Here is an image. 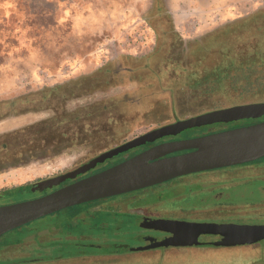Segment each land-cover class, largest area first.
<instances>
[{"label": "rangeland", "instance_id": "374dc122", "mask_svg": "<svg viewBox=\"0 0 264 264\" xmlns=\"http://www.w3.org/2000/svg\"><path fill=\"white\" fill-rule=\"evenodd\" d=\"M240 57L250 60L237 65L264 64V0H0V120L12 116L0 121V133L43 122L42 129L16 140L17 149H31L52 142L61 128L70 136L77 126L140 120L153 126L174 119L175 112L185 117L264 100V83L254 87L258 94L245 97L227 86L222 94L183 89L190 84L181 78L183 69L223 72ZM57 164L14 173L7 183L47 176L58 171ZM84 211L74 206L31 222L38 226L25 236L41 228L46 233V246L35 254L14 242L22 230L0 237V264H186L182 257L207 261L210 254L231 256L221 264H264V241L257 248L168 254L97 249L82 237L97 235L96 225L114 218L94 212L79 220Z\"/></svg>", "mask_w": 264, "mask_h": 264}, {"label": "flooded vegetation", "instance_id": "af4514ba", "mask_svg": "<svg viewBox=\"0 0 264 264\" xmlns=\"http://www.w3.org/2000/svg\"><path fill=\"white\" fill-rule=\"evenodd\" d=\"M254 103H264V100L216 105L206 111L185 117H181L178 112H175L172 114L174 119L162 121L153 126H144L142 120L133 121L132 125L120 127L95 126L87 128L77 126L70 136H66L63 132L65 128H61V132L52 138V142L48 141L50 143L47 142L45 145L42 144L40 147L36 146L31 149H17L16 140H20L22 136L26 135L24 133H29L35 127L42 129L43 122L0 133V183H2L0 184V206L44 196L65 185L90 177L148 152L154 157L149 160L150 163L192 153L196 151L195 148L180 149L165 155H157L154 149L263 122L264 116L187 128L170 134L158 133L157 130L177 121L208 112ZM9 117H12L11 114H8L5 119ZM176 148L178 147L169 149ZM111 152H113L111 155L104 156ZM92 161H97L94 164L95 167L83 171L82 168ZM48 163H58L60 168H56L57 172L47 176L27 178L20 183H7L14 173L27 171L33 166H45ZM74 173L73 179L69 178L61 182L52 190L44 193H36L32 190L37 183L43 180L66 175L73 176ZM77 206L85 207L79 220L87 221L94 212L112 214L114 219L111 222H101L95 228L122 233L115 241L104 240L100 243L101 245L122 246L131 241L143 248L138 251H154L165 254L176 251L228 250L240 246L257 248L264 240L253 244L222 245L220 243L226 240L225 236L214 233L200 234L197 237L198 243H196L195 234L191 230H178V226L180 224L264 226V156L238 164L182 174L136 191ZM158 220L174 223L173 230L151 228V222ZM173 238L179 245L156 246L163 240ZM165 254L163 256H166ZM168 256L170 258L172 255ZM230 257L222 259L219 255L210 254L208 262L200 260L199 255L181 259L186 264H221L224 259Z\"/></svg>", "mask_w": 264, "mask_h": 264}, {"label": "water", "instance_id": "95a60500", "mask_svg": "<svg viewBox=\"0 0 264 264\" xmlns=\"http://www.w3.org/2000/svg\"><path fill=\"white\" fill-rule=\"evenodd\" d=\"M262 116H264V103L239 105L180 120L160 128L157 132L170 134L187 128ZM172 147L178 148L169 149ZM192 148H195L196 151L152 163L149 160L154 157L148 152L90 177L65 185L44 196L0 206V237L73 206L136 191L182 174L238 164L262 157L264 156V121L176 145L161 146L154 149V152L157 155H165L180 149ZM113 152L104 156L111 155ZM96 162L92 161L82 170L94 168ZM75 173L73 176L66 175L43 180L37 183L32 190L36 193L52 190L61 182L69 178L73 179ZM173 224L170 221H152L151 228L170 231L173 230ZM180 229L191 230L195 234L196 243H198L197 237L203 233L225 236L226 240L220 243L222 245L253 244L264 240V226L180 224L178 230ZM158 245L177 246L179 244L173 238L163 240L156 246ZM122 248L129 251L143 249L128 243L122 245Z\"/></svg>", "mask_w": 264, "mask_h": 264}, {"label": "trees", "instance_id": "16d2710c", "mask_svg": "<svg viewBox=\"0 0 264 264\" xmlns=\"http://www.w3.org/2000/svg\"><path fill=\"white\" fill-rule=\"evenodd\" d=\"M254 18H258V15L256 14ZM230 32V31H229ZM227 34L228 30L225 32ZM219 36H223V34H219ZM200 48H203L199 45ZM199 47L193 48L192 50H198ZM249 58L240 57L237 59H230V61L235 62L232 67H224V71H221V68L219 70L213 68L209 71L207 70H201L197 72H192V70L183 69V75L181 78L189 79L190 84L186 85L183 89H189V93H196V94H215L220 93L222 94V89L224 86L230 87L233 91L239 94L241 97H245L247 95H254L255 93V86L260 87L262 83H264V64L261 65V67L254 66L255 64L251 65H245L240 64L237 65V62H243V60H248ZM135 62L139 61L140 59H133ZM250 60V59H249ZM146 72H154L153 68H150L149 66L145 65ZM223 74V75H221ZM159 74H157L158 76ZM158 79L160 77H157ZM223 81L228 82L227 84H223ZM183 89L181 91H183ZM254 93V94H253ZM258 94V93H256ZM255 94V95H256ZM262 96V94H260ZM47 218V217H46ZM45 219V218H44ZM38 224H27L23 227H20L16 230H22L21 236L17 237L14 242L18 245L17 247L23 246L27 247L28 251H31L35 254L37 249L41 248L42 246H46V242L44 240V235L41 231L43 228L39 230H34L32 232V236H25V231L28 230V228H36ZM45 229V228H44ZM41 230V231H40ZM15 231V230H14ZM12 231V232H14ZM108 231V230H107ZM104 229H97V235L92 233V235L87 237H82V239L90 240L91 243H94L97 246V249L102 248V245L100 244L104 240H116L118 239L119 232L118 231H111L110 235L107 233ZM30 237V238H29ZM60 237V236H58ZM69 238V237H64ZM52 240L58 241V239L55 237ZM58 242L52 243L48 246L56 245ZM106 247H119L118 245H105Z\"/></svg>", "mask_w": 264, "mask_h": 264}, {"label": "crops", "instance_id": "0c3cea01", "mask_svg": "<svg viewBox=\"0 0 264 264\" xmlns=\"http://www.w3.org/2000/svg\"><path fill=\"white\" fill-rule=\"evenodd\" d=\"M9 125H10V123H7L6 126H4V127H8Z\"/></svg>", "mask_w": 264, "mask_h": 264}]
</instances>
